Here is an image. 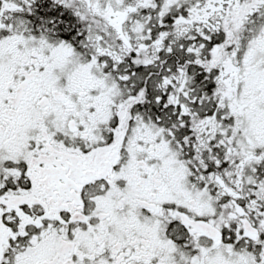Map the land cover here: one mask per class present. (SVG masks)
Masks as SVG:
<instances>
[{
    "label": "snow or ice",
    "instance_id": "obj_1",
    "mask_svg": "<svg viewBox=\"0 0 264 264\" xmlns=\"http://www.w3.org/2000/svg\"><path fill=\"white\" fill-rule=\"evenodd\" d=\"M0 264H264V0H0Z\"/></svg>",
    "mask_w": 264,
    "mask_h": 264
}]
</instances>
